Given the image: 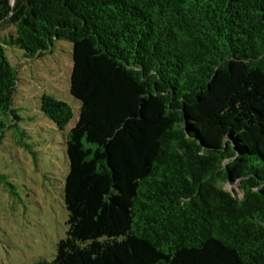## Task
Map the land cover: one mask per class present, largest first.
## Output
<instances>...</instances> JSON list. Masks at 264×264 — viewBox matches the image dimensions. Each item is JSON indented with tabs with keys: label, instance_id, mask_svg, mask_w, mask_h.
<instances>
[{
	"label": "trees",
	"instance_id": "trees-1",
	"mask_svg": "<svg viewBox=\"0 0 264 264\" xmlns=\"http://www.w3.org/2000/svg\"><path fill=\"white\" fill-rule=\"evenodd\" d=\"M55 40L80 106L68 229L35 264H264V0H0V142L5 46L33 59ZM40 110L61 130L73 117L46 94Z\"/></svg>",
	"mask_w": 264,
	"mask_h": 264
},
{
	"label": "rangeland",
	"instance_id": "rangeland-1",
	"mask_svg": "<svg viewBox=\"0 0 264 264\" xmlns=\"http://www.w3.org/2000/svg\"><path fill=\"white\" fill-rule=\"evenodd\" d=\"M5 47L18 82L12 100L15 117L4 118L7 127L0 142V264H35L55 257L68 229L65 136L77 120L80 102L69 93V41L55 40L51 52L33 59ZM45 94L71 107L73 117L63 130L40 110ZM224 189L242 196L238 182Z\"/></svg>",
	"mask_w": 264,
	"mask_h": 264
}]
</instances>
